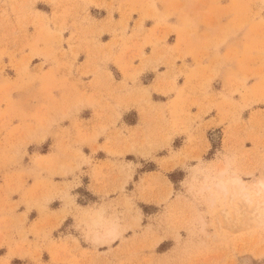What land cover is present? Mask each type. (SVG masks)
I'll return each mask as SVG.
<instances>
[{"label": "rangeland", "instance_id": "rangeland-1", "mask_svg": "<svg viewBox=\"0 0 264 264\" xmlns=\"http://www.w3.org/2000/svg\"><path fill=\"white\" fill-rule=\"evenodd\" d=\"M107 39L105 46L101 40ZM105 63L115 78L123 74L133 82L146 71L140 78L146 83L163 69L166 84L152 90L177 94L188 82L183 95L189 99L172 101L167 115H150L144 126H125L123 118L131 120L134 113L119 111L126 108L124 94L114 96L112 84L96 80ZM148 93L143 88L138 100ZM11 99L38 114L48 111L55 116L52 123L66 122L52 130L48 142L62 140L55 146L60 174L71 180L68 189L78 180L96 182L95 171L108 163L105 184L97 189L100 200L120 196L130 212L134 203L146 205L142 210L149 215L141 227L133 211L131 222L109 224L119 236L130 229V238L82 253L81 260L68 252L70 264H261L264 231L252 223L254 206L243 196L244 188L264 179L260 0H0V103ZM202 101L208 106L192 116L189 108ZM80 108V116L99 122L89 125L90 119L78 117ZM209 110L212 118L202 124ZM157 154L164 156L156 159ZM126 155L143 167L117 160ZM145 168L156 173L142 176ZM236 178L243 188L229 181ZM219 179L226 182L223 190ZM13 190L0 189V264L17 263L9 261L18 254L16 221L2 210ZM65 201L72 203L69 193ZM106 224L97 225L103 230L93 239L108 243L101 237Z\"/></svg>", "mask_w": 264, "mask_h": 264}, {"label": "crops", "instance_id": "crops-1", "mask_svg": "<svg viewBox=\"0 0 264 264\" xmlns=\"http://www.w3.org/2000/svg\"><path fill=\"white\" fill-rule=\"evenodd\" d=\"M101 41L105 46L109 42L108 39ZM104 65V68L102 67V71L96 77L97 79L94 76L92 78L99 80L100 77L101 81H106L109 85L112 84L116 88L113 93L114 96H123L124 94L122 106H126V108H119V111L122 114L134 113L131 120L123 118L125 126L130 128L144 126L143 122L150 120V115L151 117L153 115L159 117L160 111L167 115L168 105L172 104V101L182 98L189 99V97L183 95L188 94V82H185V89H177V94H165L152 90V87L156 85L163 87L166 84L164 80L166 72L163 69L158 70L156 74H152L145 83L140 82V78L146 71L135 77L133 82L132 79L126 78L123 74L119 78H115L108 64L105 63ZM134 65H139V62H135ZM158 74H161L159 79L157 78ZM143 88H146L149 92L148 97L139 101L138 98ZM182 91L184 93H181ZM106 92L103 91V95ZM238 100H235V102ZM108 101L110 106H116V102ZM207 106L208 104L205 105L202 101L197 109L189 108V111L193 116L194 113L200 110L204 112ZM107 108L109 110V107ZM83 110V108L78 109V117H82L80 113ZM92 111L94 112V109ZM37 112L33 111V106L15 103L13 99L0 103V189L1 191L7 188L15 189L9 191L10 200L6 204L8 206H4L2 210L4 211V217L7 214L14 216L16 229L18 230L16 243L13 246L18 254L9 258V261L16 260V264H70L73 260H69L72 257H66L68 252L75 254L77 260H81L80 255L82 253L94 249L102 252L109 246H117L120 237L130 238L132 235L130 229L125 230L118 239L108 243L103 240L95 243L96 240L93 239V236L95 231L96 234L102 233L103 229L98 230L97 227L100 222H105L108 226L113 224L115 220H118L119 224L131 222L130 214L132 211L135 215H139L138 224L141 227L145 216L149 215L142 210L141 204L146 207L145 203H134L130 212L122 198L120 196L114 197L111 191L109 192L111 194L100 200V191L97 189L102 188L105 184L103 176L108 172L104 167L108 163L102 165L103 169L95 171V175H97L96 182L92 180L83 184L81 180H78L76 181L77 185L68 189L66 184L71 180L62 178L60 174L61 152H58L55 146L56 144L60 145L62 140L54 138L52 144H49L51 141L48 142V136L52 135V130H61L62 127H65L66 122L64 119H57L52 123L51 121L55 116H51L44 109L40 111L42 114ZM211 113L209 110L207 114L201 116L202 124L211 120ZM83 119H90L89 125L99 122L98 118L93 115L90 118L84 117ZM77 120L78 118L76 120L74 118V121L70 122L71 125L74 126ZM54 122H57V125H54ZM194 125L196 124L194 123ZM60 134H62L61 131ZM47 142L48 144H46ZM163 156V154H157L154 158L160 159ZM126 157L127 155L123 158L119 157L117 160L123 161L124 166H126L127 162L131 161ZM106 158L97 159L105 161ZM26 159L29 162L22 163ZM140 159L145 160L144 157H140ZM36 160H44L48 163L39 164V162H34ZM57 160L58 162H56ZM51 162L53 165L50 164ZM131 162L138 166L136 162ZM14 163L16 165L13 166ZM52 167L53 170L58 169L59 173L51 175ZM138 167L143 166L140 163ZM155 173L156 169L152 168L141 170L142 176ZM109 184L107 183V186ZM90 185H93L95 189L90 190L88 187ZM82 190L90 194L92 198L85 199ZM67 193L73 198L71 204L65 203ZM149 204L153 203L149 202ZM5 210L8 211L5 212ZM22 231L25 232L26 239L21 238ZM58 231L61 234L57 236ZM138 235H140V232ZM6 237L8 236L4 235L3 239H7ZM51 240H54V243H51ZM70 249L72 250L70 251Z\"/></svg>", "mask_w": 264, "mask_h": 264}, {"label": "clouds", "instance_id": "clouds-1", "mask_svg": "<svg viewBox=\"0 0 264 264\" xmlns=\"http://www.w3.org/2000/svg\"><path fill=\"white\" fill-rule=\"evenodd\" d=\"M260 2L264 3V0H260ZM243 191L246 193V199H248L250 206L256 208L252 223L256 228L264 231V179L244 188ZM110 227L115 230L114 226L110 225Z\"/></svg>", "mask_w": 264, "mask_h": 264}, {"label": "bare ground", "instance_id": "bare-ground-1", "mask_svg": "<svg viewBox=\"0 0 264 264\" xmlns=\"http://www.w3.org/2000/svg\"><path fill=\"white\" fill-rule=\"evenodd\" d=\"M225 171V169L224 168H221V169H219V172H218V174H222L223 172ZM221 176V175H220ZM235 179H232V180H229V181H231L232 183H233V181H234ZM228 182V181H227ZM225 183L226 182H224L222 179L220 180H218V182H217V187L220 189V190H223V189H225ZM235 184V183H234ZM244 196V199H245V201L246 202H249L248 201V199H246V193L243 195ZM243 199V200H244ZM252 211H253V217H254V214H255V212H256V208L255 207H253L252 208ZM254 218H252V220H253ZM115 228V227H114ZM112 231V229H111V227H107L104 231H103V234H102V239L103 238H105V240H107L106 239V237L108 236V234L110 233ZM97 235V234H96ZM95 237V239H99V237H97V236H94Z\"/></svg>", "mask_w": 264, "mask_h": 264}, {"label": "snow or ice", "instance_id": "snow-or-ice-1", "mask_svg": "<svg viewBox=\"0 0 264 264\" xmlns=\"http://www.w3.org/2000/svg\"><path fill=\"white\" fill-rule=\"evenodd\" d=\"M261 12L262 15H264V3H261ZM233 183H235L236 185H239L241 188L244 187V185L241 184V181L239 178H236ZM119 238V231L118 230H112L108 236L106 237L108 242H111L113 240H116ZM95 243L101 242L99 240L94 241ZM112 264H117V262L113 261ZM261 264H264V257L261 258Z\"/></svg>", "mask_w": 264, "mask_h": 264}]
</instances>
